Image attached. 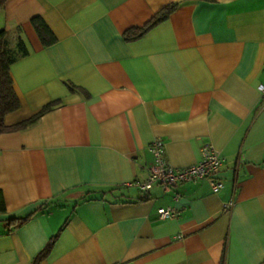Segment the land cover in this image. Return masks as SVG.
<instances>
[{"label": "crops", "instance_id": "0c3cea01", "mask_svg": "<svg viewBox=\"0 0 264 264\" xmlns=\"http://www.w3.org/2000/svg\"><path fill=\"white\" fill-rule=\"evenodd\" d=\"M3 26L29 49L5 122L53 105L0 133V264H32L55 234L39 264H264V0H7ZM156 137L177 167L214 144L224 186L129 185Z\"/></svg>", "mask_w": 264, "mask_h": 264}, {"label": "trees", "instance_id": "16d2710c", "mask_svg": "<svg viewBox=\"0 0 264 264\" xmlns=\"http://www.w3.org/2000/svg\"><path fill=\"white\" fill-rule=\"evenodd\" d=\"M6 1L7 0H0V8L3 7ZM178 5L179 1H172L166 4L163 8L157 11L143 26H136L126 30L125 37L127 39L139 37L153 25L166 19ZM28 52L29 49L21 34L17 35L16 44L13 46L11 44L9 30L4 26L0 27V133L27 127L40 118L44 112L52 108L53 103L49 102L45 104L38 112L26 119L14 124H7L5 122V115L21 106V100L15 89L10 67L14 61ZM57 236L58 234H55L51 237L46 246L35 256L32 264H39V262L49 253Z\"/></svg>", "mask_w": 264, "mask_h": 264}, {"label": "built area", "instance_id": "2783aa9c", "mask_svg": "<svg viewBox=\"0 0 264 264\" xmlns=\"http://www.w3.org/2000/svg\"><path fill=\"white\" fill-rule=\"evenodd\" d=\"M264 93V85H260ZM164 141L156 137L150 144L154 155V162L149 166L148 177L143 181H131L129 185L138 186L148 193L155 183L169 190L175 185L189 180L206 179L213 190L218 191L224 186L221 178L216 176L217 171L224 161L221 151L212 143L207 142L202 147V158L198 162L187 166H173L164 157ZM228 204H232L230 201ZM179 209L174 206H161L158 208L160 218H173L179 214Z\"/></svg>", "mask_w": 264, "mask_h": 264}]
</instances>
